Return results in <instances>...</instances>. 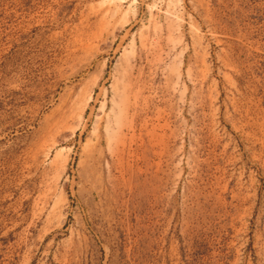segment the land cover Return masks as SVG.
Wrapping results in <instances>:
<instances>
[{"label":"rangeland","instance_id":"obj_1","mask_svg":"<svg viewBox=\"0 0 264 264\" xmlns=\"http://www.w3.org/2000/svg\"><path fill=\"white\" fill-rule=\"evenodd\" d=\"M0 264H264V0H0Z\"/></svg>","mask_w":264,"mask_h":264}]
</instances>
